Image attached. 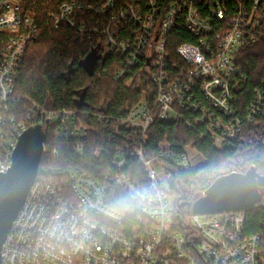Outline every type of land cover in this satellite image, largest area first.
<instances>
[{
	"label": "built area",
	"instance_id": "built-area-1",
	"mask_svg": "<svg viewBox=\"0 0 264 264\" xmlns=\"http://www.w3.org/2000/svg\"><path fill=\"white\" fill-rule=\"evenodd\" d=\"M22 8L23 0H0V33L7 36L0 61V173L12 166L19 139L30 127L55 126L54 146L45 141L43 148V155L52 158L60 156L58 143L82 152L93 131L77 111L36 103L24 117L12 110L18 106L13 96L26 46L40 35L36 17ZM52 18L56 28H73L81 42L98 40L104 56H124L116 80L127 76L138 82L146 71L156 89L155 102L143 99L120 121L137 142L117 149L101 178L40 163L3 245L1 264H264L263 238L245 232L247 210L192 212L184 227L177 224L169 168L188 172L202 166L189 156L191 149L201 155L195 148L187 146L182 154L168 144L156 153L146 149L154 122L178 121L179 109L192 112L188 127L204 125L219 149L262 114L264 79L249 105L240 108L238 86L247 77L236 59L264 33V0H171L167 7L160 0L71 2ZM180 23L191 41L172 49L170 34ZM135 70L137 79L131 77ZM92 117L99 124L108 122L104 110ZM133 160L138 169L130 167ZM113 185L129 196L119 205L124 211L111 205Z\"/></svg>",
	"mask_w": 264,
	"mask_h": 264
},
{
	"label": "trees",
	"instance_id": "trees-1",
	"mask_svg": "<svg viewBox=\"0 0 264 264\" xmlns=\"http://www.w3.org/2000/svg\"><path fill=\"white\" fill-rule=\"evenodd\" d=\"M103 0H23V13L34 14L39 26L40 35L30 41L25 49L23 60L15 81L13 99L16 101L19 114L24 117V110L32 103L45 109L73 110L81 113L82 121L91 126L84 142V150L77 153L75 148L58 143L60 156L52 158L44 154L41 164L54 167H73L80 169L91 178L99 179L112 167V160L117 149L124 143L136 144L137 139L131 131L121 127L120 121L143 99L154 104L156 89L148 80L146 71L138 83L130 82V77L116 80L122 70L125 57L108 52L97 57L94 63L88 58L97 49L98 40L81 42L75 30L67 24L55 27L53 15L60 13L65 3L79 2L84 5H97ZM167 7L171 0H160ZM95 16V15H93ZM92 16V17H93ZM91 17V16H90ZM86 20L89 17L85 15ZM123 34H127V28ZM6 35L0 33L1 50ZM189 33L180 23L170 34L169 43L172 49L179 44L191 41ZM236 62L243 70L247 80L239 83L238 94L243 111L254 96L256 88L262 89L264 79V33L255 45L242 48ZM140 73L135 70L131 76L137 79ZM264 90V89H263ZM204 102V100H202ZM104 110L108 122L99 124L93 120V113ZM178 121L156 120L148 132L147 152L156 153L161 144H168L176 154H182L184 148L192 146L204 158L205 163L188 172L171 167V194L174 197V213L177 224L184 227L190 207H180L183 202L194 203L220 177L237 172L245 174L251 168L264 176V106L262 114L253 122H247L243 130L233 139L216 148L213 139L206 133L204 125L188 127L193 113L179 109ZM46 145L54 146L55 126L46 124ZM130 167L138 169V163L131 161ZM111 205L124 211L121 203L129 202V196L117 186H111L109 194ZM245 232L248 235H260L264 240V198L261 203L246 211Z\"/></svg>",
	"mask_w": 264,
	"mask_h": 264
},
{
	"label": "water",
	"instance_id": "water-1",
	"mask_svg": "<svg viewBox=\"0 0 264 264\" xmlns=\"http://www.w3.org/2000/svg\"><path fill=\"white\" fill-rule=\"evenodd\" d=\"M97 60L94 53L90 63ZM46 133L41 125L30 127L19 139L13 154V163L0 173V264L6 238L23 208L34 185L43 157ZM264 198V176L256 168L247 173H231L218 178L194 203L183 202L196 214H216L248 210Z\"/></svg>",
	"mask_w": 264,
	"mask_h": 264
},
{
	"label": "rangeland",
	"instance_id": "rangeland-1",
	"mask_svg": "<svg viewBox=\"0 0 264 264\" xmlns=\"http://www.w3.org/2000/svg\"><path fill=\"white\" fill-rule=\"evenodd\" d=\"M33 15H34V14H33ZM34 16H35V15H34ZM94 55H95V57H103V56H104V52L100 51L99 49H96V50L94 51ZM139 82H140V81H138V83H139ZM189 156H190V158H191V160H192V162H193L194 164L199 163L200 161H202V164L205 163L204 158H203L201 155H198V153H197L195 150H193V149H191V150L189 151Z\"/></svg>",
	"mask_w": 264,
	"mask_h": 264
}]
</instances>
